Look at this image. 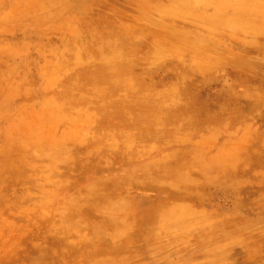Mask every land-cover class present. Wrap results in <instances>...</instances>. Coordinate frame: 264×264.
I'll return each mask as SVG.
<instances>
[{
  "label": "rangeland",
  "instance_id": "obj_1",
  "mask_svg": "<svg viewBox=\"0 0 264 264\" xmlns=\"http://www.w3.org/2000/svg\"><path fill=\"white\" fill-rule=\"evenodd\" d=\"M255 1L0 0V264H264Z\"/></svg>",
  "mask_w": 264,
  "mask_h": 264
},
{
  "label": "bare ground",
  "instance_id": "obj_2",
  "mask_svg": "<svg viewBox=\"0 0 264 264\" xmlns=\"http://www.w3.org/2000/svg\"><path fill=\"white\" fill-rule=\"evenodd\" d=\"M82 1H83V0H82ZM254 1H255V0H254ZM258 1H259L258 3L262 2V0H258ZM75 2H76V0H75ZM145 2H146V1H145ZM150 2H151V1H150ZM255 2H256V1H255ZM87 3H88V2H87ZM92 3H93V2H92ZM256 3H257V2H256ZM76 4H77V3H76ZM70 5H72V3H71ZM241 5L243 6L244 3H241ZM64 6H65V4H64ZM93 6H94V5H93ZM98 7H99V6H98ZM92 8H93V7H92ZM258 9H259V8H258ZM259 10H260V9H259ZM72 11H73V10H72ZM109 12H110V11H109ZM258 13H259V15H260V13H262V12L258 11ZM98 14H99V13H98ZM106 18H107V17H106ZM262 18H263V17H262ZM259 19H260V18H259ZM210 20L213 21V19H211V18H210ZM262 21H263V20H262ZM213 22H214V21H213ZM257 22H258V21H257ZM101 23H102V22H101ZM260 23H261V22H260ZM71 24H72V23H71ZM242 24H244V23H242ZM261 24H262V23H261ZM103 25H104V24H103ZM120 25H121V24H120ZM122 25H123V24H122ZM124 25H125V24H124ZM97 26H98V25H97ZM108 26H109V24H108ZM234 26H236V25H234ZM253 26H254V25H253ZM109 27H110V26H109ZM127 27H128V26H127ZM231 27H232V26H231ZM104 28H105V27H104ZM110 28H111V27H110ZM128 28H129V27H128ZM234 28H235V27H234ZM245 28H246V29H249L250 31H251V29L253 30V27H251V26H246ZM258 28H259V27H258ZM199 29H200V28H199ZM69 30H71V27L69 28ZM102 30H103V29H102ZM105 30H106V29H105ZM110 30H111V29H110ZM129 30H130V29H129ZM131 30H132V29H131ZM196 30H197V29H196ZM242 31H243V30H242ZM75 32H76V31H75ZM111 32H112V31H111ZM103 33H104V32H103ZM106 33H107V32H106ZM248 33H249V32H248ZM94 34H95V33H94ZM114 34H115V32H114ZM129 34H130V33H129ZM96 35H97V34H96ZM103 35H104V34H103ZM126 35H127V34H126ZM135 35H136V34H135ZM141 35H142V34H141ZM124 36H125V35H124ZM136 36H137V35H136ZM136 36H135V37H136ZM138 36H139V35H138ZM68 37H69V36H68ZM80 37H81V36H80ZM102 37L104 38L105 36H102ZM205 37H206V35H205ZM71 38H72V36H71ZM82 38H83V37H82ZM95 38H96V37H95ZM139 38H140V37H139ZM80 39H81V38H80ZM100 39H101V38H100ZM129 39H130V38H129ZM68 40H69V39H68ZM71 40H72V39H71ZM86 40H87V39H86ZM91 40H92V39H91ZM96 40H97V39H96ZM98 40H99V39H98ZM66 41H67V40H66ZM83 42H84V41H83ZM101 42H102V40H101ZM104 42H105V41H104ZM125 42H126V41H125ZM72 43H73V42H72ZM81 43H82V41H81ZM99 43H100V42H99ZM70 44H71V43H70ZM87 44H88V42H87ZM101 44H102V43H101ZM112 44H114V43H112ZM72 45H73V44H72ZM89 45H90V44H89ZM123 46H124V45H123ZM125 46H126V45H125ZM94 47H96V46H94ZM111 47H112V46H111ZM119 47H120V46H119ZM119 47H118V48H119ZM64 48H65V47H64ZM108 48H109V47H108ZM118 48H117V49H118ZM125 48H126V47H125ZM69 49H70V48H69ZM131 49H132V48H131ZM61 50H62V49H61ZM63 50H65V49H63ZM88 50H89V49H88ZM88 50H87V51H88ZM97 50H98V49H97ZM118 50H119V49H118ZM118 50H115V53L117 54V56L119 55V51H118ZM125 50H126V49H125ZM135 50H136V49H135ZM56 51H57V50H56ZM67 51H68V50H67ZM126 51H128V50H126ZM61 52H62V51H61ZM61 52H60V53H61ZM69 52H70V51H69ZM100 52H101V51H100ZM130 52H132V51H130ZM136 52H137V51H136ZM53 53H54V52H53ZM62 53H63V52H62ZM65 53H68V52H65ZM88 53H89V52H88ZM110 53H111V52H110ZM110 53H108V54H110ZM112 53H113V52H112ZM120 53H121V52H120ZM55 54H56V53H55ZM100 54H101V53H100ZM104 54H105V53H104ZM121 54H122V53H121ZM89 55H90V54H89ZM111 55H113V54H111ZM111 55H110V56H111ZM125 55H126V54H125ZM127 55H128V54H127ZM57 56H59V55H57ZM63 56H64V55H63ZM102 56H103V55H102ZM119 56H120V55H119ZM90 57H91V56H90ZM92 57H93V56H92ZM112 57H114V56H112ZM166 57H167V56H166ZM87 58H88V57H87ZM130 58H131V57H130ZM52 59H53V58H52ZM55 59H56V58H55ZM59 59H60V58H59ZM91 59H92V58H91ZM104 59H105V58H104ZM114 59H115V58H114ZM114 59H113V60H114ZM119 59H120V58H119ZM119 59H118V61H119ZM124 59H125V58H124ZM164 59H165V58H164ZM53 60H54V59H53ZM89 60H90V59H89ZM95 60H96V59H95ZM100 60H101V59H100ZM100 60H99V61H100ZM59 61H60V60H59ZM103 61H107V59H106V60H103ZM110 61H112V60L110 59ZM115 61H117V60H115ZM53 62H54V61H53ZM113 62H114V61H113ZM113 62H111V63H113ZM133 62H134V61H133ZM188 62H189V61H188ZM100 63H101V62H100ZM115 63H116V62H115ZM91 64H92V63H91ZM91 64H89V65H91ZM95 64H96V63H95ZM117 64H118V63H117ZM56 65H57V64H56ZM100 65H101V64H100ZM132 65H133V64H132ZM58 66H59V65H58ZM60 66H61V65H60ZM97 66H98V65H97ZM126 66H127V65H126ZM102 67H105V66H102ZM102 67H101V68H102ZM108 67H109V65H108ZM127 67H128V66H127ZM106 68H107V67H106ZM124 68H126V67H124ZM124 68H123V69H124ZM61 69H62V68H61ZM56 70H57V69H56ZM108 70L110 71V69H107V71H108ZM118 70H119V68L116 67L115 69H113V70H111V71H112V73L115 75L116 72H119ZM67 72H68V71H67ZM58 73H59V72H58ZM61 73H62V71H61ZM61 73H60V74H61ZM85 73H86V72H85ZM68 74H69V73H68ZM108 74H109V73H108ZM252 74H253V73H252ZM69 75H70V74H69ZM110 75H111V74H110ZM27 78H28V77H27ZM186 88H187V87H186ZM25 90H26V89H25ZM66 91H67V90H66ZM96 91H97V89H96ZM72 92H75V91H72ZM73 94H75V93H72V95H73ZM79 96H80V95H79ZM6 97H7V96H6ZM7 98H8V97H7ZM5 99H6V98H5ZM224 99H225V98H224ZM6 100H7V99H6ZM164 139H165V138H164ZM170 140H171V139H170ZM12 146H15V145H12ZM7 147H9V146H7ZM12 148H13V147H12ZM15 149H17V148L15 147ZM3 150H6V147H5V149H3ZM11 151L14 153V152H16L17 150H16V151L11 150ZM6 152H7V151H6ZM12 152H11V153H12ZM7 154H8V153H7ZM7 154H6V155H7ZM5 157L8 158L7 156H5ZM5 157H4V158H5ZM11 158H12V157H10L9 159L11 160ZM5 163H6V162H5ZM6 166H7V165H6ZM8 168H9V167H8ZM17 168H18V167H17ZM5 169H6V168H5ZM8 170H9V169H8ZM6 171H7V170H6ZM7 172H8V171H7ZM0 174H1V171H0ZM7 174H8V173H7ZM18 174H19V172H18ZM14 175H15V174H14ZM2 176H3V175H2ZM8 176H9V175H8ZM2 179H3V178H1V180H2ZM10 180H11V178H10ZM23 186H24V185H23Z\"/></svg>",
  "mask_w": 264,
  "mask_h": 264
}]
</instances>
